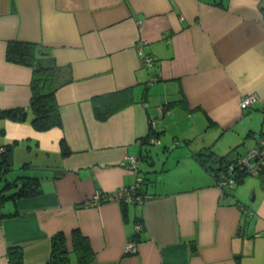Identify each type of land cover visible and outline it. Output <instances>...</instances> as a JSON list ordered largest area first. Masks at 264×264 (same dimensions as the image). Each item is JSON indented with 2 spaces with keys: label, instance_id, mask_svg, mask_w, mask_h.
Returning a JSON list of instances; mask_svg holds the SVG:
<instances>
[{
  "label": "crops",
  "instance_id": "crops-1",
  "mask_svg": "<svg viewBox=\"0 0 264 264\" xmlns=\"http://www.w3.org/2000/svg\"><path fill=\"white\" fill-rule=\"evenodd\" d=\"M13 41L35 44L38 62L50 59L65 72L60 81L71 80L56 93L61 127L37 132L30 111L22 123L0 120V146L16 143L5 180L30 175L41 186L0 205V264H46L52 237L70 241L76 230L96 264H264V173L222 196L216 172L196 157L227 135L233 148L254 139L232 154L241 155L264 135L251 125L260 114L264 124V0H0L2 110L29 109L31 99L33 70L7 60ZM251 96L257 103L241 109ZM119 98L126 105L116 112ZM94 104L113 113L98 121ZM155 121L161 134L147 144ZM156 145L183 147L153 159ZM137 178L144 202L125 215L114 201L87 205ZM130 241L134 255L124 254Z\"/></svg>",
  "mask_w": 264,
  "mask_h": 264
},
{
  "label": "trees",
  "instance_id": "trees-1",
  "mask_svg": "<svg viewBox=\"0 0 264 264\" xmlns=\"http://www.w3.org/2000/svg\"><path fill=\"white\" fill-rule=\"evenodd\" d=\"M35 47V44H29L23 41H13L9 44L6 53L7 60L17 66H25L33 70L32 85L30 87L32 92L29 109H0V120L22 123L27 119V113L30 111L33 114L31 123L33 129L37 132H46L49 129L62 126V112H60V107L56 100V93L59 87L68 84L71 78L68 76L69 78L66 77L68 78L65 79L66 81L61 82L60 80L65 74L63 68L55 66L50 59L43 58V61L38 62L40 59L34 52ZM124 96L127 97L126 94H124ZM117 100L118 99L112 100V103ZM125 105L126 103L120 99L119 104L116 105L117 107H114L113 110L117 112L124 108ZM166 106L168 107V103ZM94 110L96 119L101 122L106 121L111 113H113V110L110 111V113H107V111L105 114L99 113L95 104ZM158 130V126H155V129H152V126H150L146 140L148 141L150 138H157L161 134ZM147 144L149 143L147 142ZM15 145L16 143H11L0 146V177L15 170L13 163V149ZM60 148L63 156L69 155V150L64 143L61 144ZM236 150L237 148H234L229 151L227 156L218 158L215 157V153H213L210 148H205V150L197 152L196 157L201 166L217 173L220 169H223L232 158L236 157L232 155ZM215 165L216 168H214ZM238 178L237 186L243 184V181L248 178V176L242 174V176L239 179ZM218 183L219 180H217V185ZM40 193L41 186L38 178L30 175H20L13 180V182L8 183V181L5 180L4 186L0 189V205L10 199H26L29 197H36ZM224 195L230 196L228 193H224ZM121 206H123L125 215L127 203H123ZM138 235L139 232L136 230L133 235V240H136ZM69 243L71 247L68 245ZM51 246V252L46 264H96V255L92 250L91 244H89V239L78 230L72 233L70 241L63 233L54 235L51 240ZM21 263L20 258L17 257L14 264Z\"/></svg>",
  "mask_w": 264,
  "mask_h": 264
},
{
  "label": "built area",
  "instance_id": "built-area-1",
  "mask_svg": "<svg viewBox=\"0 0 264 264\" xmlns=\"http://www.w3.org/2000/svg\"><path fill=\"white\" fill-rule=\"evenodd\" d=\"M138 54L143 61L144 65L148 68H152L153 60L145 56L142 49L138 51ZM156 80V78H155ZM154 80V81H155ZM257 103V99L254 96L245 97L241 101V109L247 110L251 108L253 104ZM157 121L150 124L152 129H155V126H158ZM149 144H154L155 139L150 138L148 140ZM125 167L135 172H139V161L135 158H128ZM264 173V135L257 138L255 146L245 152L244 154L238 155L227 163L223 169H220L216 173L217 180L219 183L217 188L221 190L222 196H225L224 193H228L231 190H234L237 186V178L241 177L242 174L247 175L248 177L261 176ZM238 178V179H239ZM134 186L122 187L110 196H95L92 201L89 202V205H97L101 202H117L119 204L127 203L132 205H141L144 202V196L141 193V179H136ZM243 213L249 212L244 208H241ZM136 230L139 231L140 227L136 226ZM136 253V245L133 242H128L124 248V254L134 255Z\"/></svg>",
  "mask_w": 264,
  "mask_h": 264
},
{
  "label": "rangeland",
  "instance_id": "rangeland-1",
  "mask_svg": "<svg viewBox=\"0 0 264 264\" xmlns=\"http://www.w3.org/2000/svg\"><path fill=\"white\" fill-rule=\"evenodd\" d=\"M249 119H251V117L249 118ZM252 123H251V125L253 124L254 125V127H256V133L259 131V130H261L262 129V125L264 126V124L262 123V116H261V114H260V116L258 117V116H253L252 117ZM229 135H227V136H225V140L224 141H218L216 144H213V142H209V146H211L212 145V147H213V149H214V151H215V153H217L216 151H218V150H221L222 152H224L223 154L224 155H227V154H229L228 152H229V150L231 149V148H233V147H235V143L236 142H233V141H231V142H229V143H231L232 145H230L227 149L225 148V149H221V147L223 146V145H225V144H229V143H227L229 140H228V137ZM251 140V139H250ZM250 140H248L247 141V144L249 145V146H253L254 144V139L250 142ZM211 141H212V138H211ZM194 144H198V142H195L194 141ZM247 144L246 145H241V146H238L237 147V150H236V152H238V153H241V152H244V151H246L247 150V148L245 147V146H247ZM213 145H215V146H213ZM183 146L182 145H180V146H175V147H173V146H171V145H169L168 146V149H170L169 151H167V150H164V147L163 146H161V145H156L155 147H152V148H150V155L152 156V158L153 159H157V158H169V156H171V155H173V156H175V157H178V154L180 153L179 152V150H177V149H181ZM216 147V148H215ZM250 148L251 147H249L248 148V150H250ZM234 149V148H233ZM166 152V153H169L170 151V153H169V155L168 154H163V152ZM155 153L157 154V156L155 155ZM232 154H234V152L232 153ZM142 173L143 172H140V174L142 175ZM8 176L9 175H3V176H1L0 177V189L4 186V184H5V179L6 178H8ZM252 178H249L248 180H246L242 185H239V186H236L235 187V189L234 190H231V192H230V194L232 193V194H236V192L238 191V190H240V189H242V187H243V185L245 184V183H247V186H245L246 187V189H249V187H253V185H254V182H253V180H251ZM249 183V184H248ZM249 196L250 195H248V197H247V199H249Z\"/></svg>",
  "mask_w": 264,
  "mask_h": 264
},
{
  "label": "clouds",
  "instance_id": "clouds-1",
  "mask_svg": "<svg viewBox=\"0 0 264 264\" xmlns=\"http://www.w3.org/2000/svg\"><path fill=\"white\" fill-rule=\"evenodd\" d=\"M87 205H89V202H88V204ZM91 206H93V205H91Z\"/></svg>",
  "mask_w": 264,
  "mask_h": 264
}]
</instances>
